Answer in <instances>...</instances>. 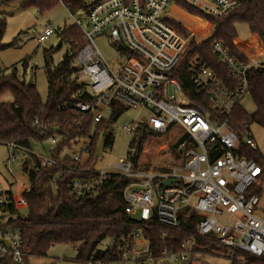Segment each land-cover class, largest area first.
I'll use <instances>...</instances> for the list:
<instances>
[{"label":"built area","instance_id":"2783aa9c","mask_svg":"<svg viewBox=\"0 0 264 264\" xmlns=\"http://www.w3.org/2000/svg\"><path fill=\"white\" fill-rule=\"evenodd\" d=\"M22 1L28 0H1L5 5ZM56 1L74 19L72 25L81 31L84 41L74 62L84 85L79 96H86L88 101L72 105L76 109V126L91 116L95 133L97 124L107 119L118 104L127 110L149 113L147 118L138 115L123 127L130 135L141 125L158 134L170 133L177 127L184 133L178 145L182 151L177 154V160L183 161L182 166L169 172L137 173L131 171L128 159L120 160L117 172L94 171L92 177L73 179L69 183L71 193L77 197L94 194L115 175L139 179L124 189L123 198L127 205L125 212L143 221L145 228L154 219L165 237L168 231L180 228V213L189 209L200 216L195 238L223 249L232 264H245L246 258L264 261V219L260 216L263 169L255 160L235 152L240 146L257 150L258 144L251 129L240 138L231 125L233 108L248 94L249 65L233 59L224 43H212L211 52L238 79V86L228 87L212 70L196 63L190 70L191 78L207 104L195 105L184 96L178 81L172 77V70L190 37L197 43L203 40L197 39L194 32L189 38H183L170 24L169 20L177 19L182 11L178 0H74L84 6L75 13L66 0ZM182 1L218 18L240 6L238 0ZM55 33L54 25L48 24L39 42L48 41ZM209 33L210 28L198 34L205 37ZM98 38L110 41L111 58L97 47ZM260 51L253 59L245 50L241 54L251 65L264 61L261 45ZM48 142L55 145L57 137ZM84 142L81 151L71 155L81 165L88 161L92 145L90 140ZM4 145L9 152L5 169L11 180L0 174V257L11 255L15 263L21 264L23 232L15 223L16 215L11 216L9 210L13 208L21 215L26 214L28 205L24 194L28 184L20 182L12 166L20 161L21 153L27 156L29 151L14 143ZM40 159L43 165H57L50 156ZM139 212L149 215L136 219ZM125 238L120 247V257L125 262L185 264L200 255L191 252L195 244L193 236L182 244L179 253L166 255L163 251L166 258L160 260L153 257L141 228L133 229L127 236L128 241ZM129 242L134 243L133 248Z\"/></svg>","mask_w":264,"mask_h":264},{"label":"trees","instance_id":"16d2710c","mask_svg":"<svg viewBox=\"0 0 264 264\" xmlns=\"http://www.w3.org/2000/svg\"><path fill=\"white\" fill-rule=\"evenodd\" d=\"M238 1L240 6L221 18L211 17L186 1H177L184 11L203 18L212 25V33L201 43L190 37L191 32L181 21L172 18L169 22L183 38L190 37L179 62L172 70V77L178 81L184 96L192 101V104H207L205 97L198 94L191 78L190 70L196 63H202L212 70L217 79L228 87L238 86V79L211 52L212 43H224L233 59L243 65H249L247 95L251 96L255 111L249 114L239 103L231 114V125L242 138L244 133L250 132L253 124L264 129V61L250 65L238 51L235 46V41L239 38L237 25H246L248 35L258 36L264 46V0ZM66 3L72 5L74 13L84 7L74 0H66ZM56 5V0H28L18 3V9L36 6L42 14L51 11ZM8 6L10 4L5 5L0 0V51L16 45V42L2 43L7 28L8 13L5 8ZM59 36L68 42L69 49L56 67L51 65L52 54L60 49L61 42L56 48L44 50L48 86L45 102L36 85L20 78L16 68L9 74L0 71V145L14 143L29 151L23 162L29 181V188L24 194L28 205L27 212L21 215L13 208L9 210L11 216L16 215L15 223L21 226L23 232L21 264H30V259L34 258H47L55 245L76 246V255L71 260L76 264H88L91 261L102 264L124 263L120 257V247L124 244L122 238L124 236L128 241V234L135 228L143 230L156 260L166 258L163 251L166 255L179 253L186 240L192 236L195 238L200 216L189 209L183 210L180 213V228L168 231L165 237H162L163 230L154 219L148 221L145 228L143 221L135 220L125 212L127 205L123 198L124 189L139 179L115 175L94 194L77 197L71 193L69 183L73 179L94 175V165L99 159L97 147L100 140H104L103 152L113 147L115 136L110 132L112 124L127 108L116 104L111 115L97 124L95 133L91 116H87L80 126H76V109L72 105L88 101L86 96H79L84 85L80 82L79 70L74 62L84 41L81 31L74 25L64 28ZM244 45L246 55L250 59H253L252 54L255 52L257 56L260 55L257 40L252 39V43ZM27 61L26 59L24 66ZM8 97L10 100H7ZM157 134L147 125H141L134 131L127 154L132 172L151 171L148 165L140 164L139 159L147 140ZM52 137H57V142L49 155L57 165H43L32 153L33 145L43 144ZM86 140H90L92 144L86 163L81 165L75 162L70 154L62 156L65 151H71L77 143ZM179 142L174 145L177 147ZM174 149V146L168 147V150L173 152ZM235 152L255 160L262 167L261 180L264 183V156L260 149L252 150L240 146ZM182 165L183 161L173 166ZM172 169L173 167H159L154 171L169 172ZM85 170L90 172L86 173ZM106 240L112 241V245L100 248ZM194 240L192 253L212 257L225 256L223 249L213 243L200 238ZM129 246L133 248L134 243L129 242ZM195 259L192 258L185 264ZM0 264L17 263L11 255H6L0 257ZM245 264H264V261L246 258Z\"/></svg>","mask_w":264,"mask_h":264},{"label":"rangeland","instance_id":"374dc122","mask_svg":"<svg viewBox=\"0 0 264 264\" xmlns=\"http://www.w3.org/2000/svg\"><path fill=\"white\" fill-rule=\"evenodd\" d=\"M181 8V7H180ZM182 9V8H181ZM8 13L7 28L2 39L3 44H10L16 42L15 47L0 51V71L3 74H9L13 68H16L20 78L27 81L33 82L37 90L45 102L47 98V77H46V64L44 58V50L50 48H56L61 42L60 49L56 50L52 54L51 65L56 67L64 58L68 52L69 44L66 40H62L59 36L61 31L72 25L74 19L70 17L69 13L64 9L62 5L58 3L51 11L39 13V9L36 6L27 7L25 9H18V4L13 3L5 8ZM183 12L188 13L182 9ZM181 11V12H182ZM189 14V13H188ZM191 15V14H190ZM179 15L177 14V20L181 21L186 29L190 32L196 33L197 39L204 40L212 33V25L210 22L203 23L200 21V17L195 15ZM77 17V16H75ZM198 18V19H196ZM203 18H201L202 20ZM189 22V23H188ZM54 25L56 33L48 41L41 43L39 42V36L43 33L45 27L48 25ZM192 28V30H191ZM210 33L208 35L200 36L198 33H202L208 29ZM237 31L241 40H246L250 36L248 35L247 26L244 24L237 25ZM248 43H252L250 40ZM97 47L104 53L107 58L113 56V50L110 47V41L106 38L96 39ZM253 58L257 56L256 52L252 54ZM28 60L27 65L24 66L25 60ZM7 100H10L8 97ZM241 106L243 109L252 114L255 111V105L250 95H246L242 101ZM138 115L147 118L149 113L147 111L139 112L138 110L129 109L113 125V134L115 136L114 145L111 149L105 150L101 157L97 160L94 165L96 172H117L116 165L120 160H126L129 152V144L132 140V135L126 133L123 130L125 125H128ZM251 132L258 144L260 151L264 156V129L260 126L253 124L250 127ZM183 132L177 127L171 130L167 134H157L156 136L149 138L147 143L144 145L142 154L140 155V164L149 166V169L154 171L159 167H173L174 164L179 163L177 160V154L182 151L178 145H174L179 142L183 136ZM85 142L81 141L77 143L73 149L69 152L62 154H78L83 148ZM174 146V152L168 150V147ZM53 145L48 141L42 145H33V153L41 157H49V153L52 150ZM135 152V151H134ZM20 154V153H19ZM9 152L5 145H0V174L7 180H11L8 172L5 169V162L8 158ZM20 161L15 163L12 167L16 173V176L21 179V183L28 184L29 181L27 173L24 172L23 162L25 155L21 153ZM41 160V159H40ZM181 162V161H180ZM176 167V166H175ZM155 172V171H154ZM262 202L260 204V216L264 219V190L262 191ZM149 213H141L135 216L136 219L140 217H147ZM110 245V240L104 241L100 248H105ZM140 248V247H139ZM76 253L74 246L67 245H55L51 248L47 258H34L30 259V264H76L65 258L74 259ZM196 259L188 264H231V260L225 256L212 257L199 255ZM116 264H134L133 262H124Z\"/></svg>","mask_w":264,"mask_h":264},{"label":"crops","instance_id":"0c3cea01","mask_svg":"<svg viewBox=\"0 0 264 264\" xmlns=\"http://www.w3.org/2000/svg\"><path fill=\"white\" fill-rule=\"evenodd\" d=\"M179 15H189L190 17H193V16H191L190 14H188V13H185V12H179ZM189 23V22H188ZM252 39H255V40H257V42H259V44L261 45V47H262V49H263V52H264V46H263V44H262V42L260 41V39H259V37L258 36H255V35H253V36H250L248 39H244V40H241L240 38H238L236 41H235V46L237 47V49H238V51L240 52V53H243L244 52V44H247L250 40H252ZM257 57V56H256ZM263 60H264V57H263ZM259 148V147H258ZM261 202H262V200H261ZM74 249H75V253H76V249H77V247L76 246H74ZM66 260H67V262L69 261V260H72L71 258H65Z\"/></svg>","mask_w":264,"mask_h":264},{"label":"water","instance_id":"95a60500","mask_svg":"<svg viewBox=\"0 0 264 264\" xmlns=\"http://www.w3.org/2000/svg\"><path fill=\"white\" fill-rule=\"evenodd\" d=\"M103 142H104V140L101 139L99 144H98V147H97V156L98 157H101L103 154ZM6 245L9 246L7 243H6Z\"/></svg>","mask_w":264,"mask_h":264}]
</instances>
